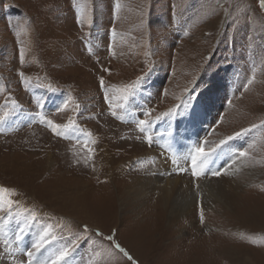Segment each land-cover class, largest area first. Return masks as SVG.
<instances>
[{
  "label": "rangeland",
  "instance_id": "374dc122",
  "mask_svg": "<svg viewBox=\"0 0 264 264\" xmlns=\"http://www.w3.org/2000/svg\"><path fill=\"white\" fill-rule=\"evenodd\" d=\"M0 117V202H15L11 217L0 211V264H27L46 229L34 264H52L65 247L66 264H211L225 246L264 264V225L240 219L253 211L264 224L259 0H0ZM70 119L62 135L47 123ZM141 119L152 121L144 132ZM174 141L172 157L164 148ZM197 148L210 154L199 176ZM138 176L187 179L189 213L175 217L173 202L167 220L149 209L160 187L140 191ZM225 178L229 194L205 201ZM62 194L84 212L69 215Z\"/></svg>",
  "mask_w": 264,
  "mask_h": 264
},
{
  "label": "bare ground",
  "instance_id": "6f19581e",
  "mask_svg": "<svg viewBox=\"0 0 264 264\" xmlns=\"http://www.w3.org/2000/svg\"><path fill=\"white\" fill-rule=\"evenodd\" d=\"M175 145H176V142H171L168 144V147L166 146V148L164 149H167V151H169V153L171 154V156L174 154L175 152ZM164 155V154H162ZM165 156V155H164ZM48 160H47V165H52L53 162H52V156L51 155H48ZM111 157V156H110ZM110 157L108 158H104V160H102V162H105V164L107 165V168L108 166L109 167H112V161L110 160ZM173 157V156H172ZM178 157V156H177ZM47 159V158H46ZM171 160V159H170ZM45 167V166H44ZM32 169V168H31ZM109 169V168H108ZM110 170V169H109ZM113 170V169H112ZM34 171V170H32ZM252 171V170H251ZM14 172H16V170H14ZM227 173V172H226ZM33 174V173H32ZM232 174V172L230 173ZM30 176V175H29ZM115 177V176H114ZM180 178V177H179ZM229 178V177H228ZM129 179V178H128ZM131 179V178H130ZM211 179V178H210ZM225 179H222V180H218L217 183H213L211 185H213L214 187H217L218 190H216L215 192H213L212 194L214 195V197H208L209 196V193L206 195L205 194V201L207 202H211V200H216V199H220L222 197H226V195H228L229 193L227 192L226 190V186L227 184H225ZM233 180V178H231ZM157 181H161V183L159 185H156L157 183L154 182V178H143V176H138L137 177V180H136V185L135 187H137L140 191H144V192H152V191H156L155 189L156 188H159L158 191L160 192L159 194V197L155 199V197H151V198H154L152 199L153 200V203H151L150 205V208L151 210H153L155 213H157L156 211L157 210H161V215L164 214V217H165V213L168 211L169 212V207H167L168 204L172 203L173 202V210L171 211V213L173 215H175V217L177 216V213L178 212H182V211H185L186 213L188 212V209L187 210H184L183 208L187 207L188 205V202L187 203H181V201L183 200V198L186 197V201H188L190 199L189 196H191V191L192 188H190L189 184L187 181V179H185L184 181L182 180L181 182H179L178 179H166V180H160L159 178L156 179ZM212 180V179H211ZM134 182V181H133ZM214 182V181H213ZM234 182V181H233ZM130 183V182H129ZM210 184H208L207 182H205L204 184L201 183L200 184V187L206 189L207 191L211 188H210ZM229 184V183H228ZM230 185V184H229ZM159 186V187H157ZM212 186V187H213ZM233 186H236V185H233ZM240 186V185H239ZM83 187V190L84 192L81 193V195L83 194H86L85 192L87 191V189H89V184H83L82 186H78V188H82ZM86 188V189H85ZM209 190V191H210ZM212 191V190H211ZM58 192V191H57ZM56 191H53L52 194H56L57 193ZM195 192V191H194ZM231 192V191H230ZM237 193V192H236ZM59 194V193H57ZM151 194V193H150ZM63 195L61 197H59L60 199V202L61 203H64V206L65 207H68V208H71L70 212H67L69 213V215H75V213H78L80 211H83V209H85L84 207H81V200H76L75 202L72 201V200H68L67 198L63 199ZM195 195V194H194ZM203 195V194H202ZM212 195V196H213ZM65 196V195H64ZM44 197V196H43ZM56 196V198H58ZM196 197V196H195ZM193 198V197H192ZM233 198V197H232ZM227 199V198H226ZM204 201V202H205ZM218 201V200H217ZM234 201V200H233ZM203 202V203H204ZM78 206L80 208H78ZM231 206V205H230ZM203 208V207H202ZM107 208H104L103 209V213L106 217H108V215L110 216L111 213L110 211L108 212V209L106 211ZM179 209V210H178ZM74 211V212H72ZM72 212V213H71ZM84 212V211H83ZM113 213V212H112ZM189 213V212H188ZM160 215V216H161ZM167 215V214H166ZM188 215V214H187ZM245 218H240V219H243V220H248L249 224H257V226H262L264 224H262V221H258L256 222L255 220L257 218H255L256 216V212H250V211H247L245 213ZM170 216V215H169ZM167 216V217H169ZM90 216L87 215L86 213V218L90 219L89 218ZM169 219V218H167ZM166 217H165V220H167ZM176 219V218H175ZM171 220V219H170ZM239 220V219H238ZM163 222V219L161 220ZM254 221V223H253ZM170 222V221H169ZM172 222V220H171ZM239 222V221H238ZM242 222V221H241ZM238 224V223H237ZM259 224V225H258ZM232 230H230V233H231ZM235 235V234H234ZM229 237V236H228ZM227 238V237H226ZM225 238V239H226ZM230 239V238H229ZM228 241V240H227ZM172 244V243H171ZM226 247V248H225ZM223 249H219V250H215L213 251L212 253V257L211 256V260H212V263L211 264H216V263H213V259L215 258L216 260H218V262H221V263H225V264H250V263H253V259H252V256H251V252L250 250H248L247 248H236L235 246H225ZM217 249V248H216ZM194 263L197 264V260H194Z\"/></svg>",
  "mask_w": 264,
  "mask_h": 264
},
{
  "label": "snow or ice",
  "instance_id": "6c2138e0",
  "mask_svg": "<svg viewBox=\"0 0 264 264\" xmlns=\"http://www.w3.org/2000/svg\"><path fill=\"white\" fill-rule=\"evenodd\" d=\"M259 4L262 8H264V0H259ZM23 75V74H21ZM104 81L103 78L100 79V84L103 85ZM187 91V90H186ZM123 99L127 100V96H125ZM123 105H121L122 107ZM67 107V105H65V108ZM58 110H63V109H58ZM169 113H165V115H168ZM113 115H115V113H113ZM144 115L146 117L150 116L149 112H144ZM197 116L196 110L195 108L193 109L192 112V119L195 120ZM160 117H157V119H159ZM0 119H3V117H0ZM49 124V126L51 127L52 131L55 132L57 135H62L63 133H61L60 131H58L61 127L64 128H71L74 126L75 122L72 121L71 119L69 120V123L66 125H58L55 124L53 121H48L47 122ZM152 121L150 119H141L138 121V128L141 132H144L146 130L147 127H149L151 125ZM237 135H239V133H237ZM148 139L151 141L152 137H148ZM229 139H231V137H229ZM94 143V142H93ZM223 143V141L221 142ZM89 151H92L91 149H89ZM208 155H210L209 153H206L202 148H197L196 149V154L191 156V164H192V170H193V175L199 176L201 173L198 170V164L200 163H204L206 161V158L208 157ZM242 156L247 155V153L242 152L241 153ZM221 173L219 171H215L212 173V175L214 176H218ZM0 191H8L7 189H0ZM5 204H6V210H5ZM15 202L12 200H8L6 202H0V211H4V215L5 216H12V209L14 206ZM33 219H35V217H33ZM201 221L203 222V209H201ZM3 217H0V230H2L3 228ZM83 229L84 231L88 230V225L85 224L83 225ZM20 231L23 232V228H20ZM48 235L49 232L46 229L43 234L39 237L38 240H36L33 244H32V250L30 251H26V256L28 257V261L27 264H34V260L36 259V253L40 252L41 249H43L45 247L46 244L49 243L48 241ZM16 239L19 240L21 239V237L19 235L16 236ZM54 239V237H53ZM107 239L109 241H111L114 245V248L117 249L120 253H123V255L125 257H127L128 260L132 261V257L128 254V252L121 247V245L119 243H116L114 240V237L112 235H109L107 237ZM5 245H7V241H5ZM71 247H65L61 250H59L58 255H56L55 260L52 261V264H66L67 262V258L70 256L71 254ZM38 264H47V261H39ZM88 264H93L92 261H89ZM133 264H135V262L133 261Z\"/></svg>",
  "mask_w": 264,
  "mask_h": 264
}]
</instances>
